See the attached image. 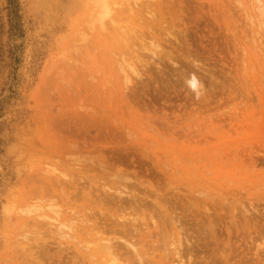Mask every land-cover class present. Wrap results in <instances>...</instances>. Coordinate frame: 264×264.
<instances>
[{
  "label": "rangeland",
  "instance_id": "1",
  "mask_svg": "<svg viewBox=\"0 0 264 264\" xmlns=\"http://www.w3.org/2000/svg\"><path fill=\"white\" fill-rule=\"evenodd\" d=\"M257 2L0 0V264H264Z\"/></svg>",
  "mask_w": 264,
  "mask_h": 264
},
{
  "label": "bare ground",
  "instance_id": "2",
  "mask_svg": "<svg viewBox=\"0 0 264 264\" xmlns=\"http://www.w3.org/2000/svg\"><path fill=\"white\" fill-rule=\"evenodd\" d=\"M257 1H259V0H256V2H257ZM257 3H258V2H257ZM124 76H125V75H124ZM191 78L193 79V77H191ZM187 81H193V80H191V79L188 78ZM191 85H193V82H191ZM83 216H84V215H83ZM65 217H66V216H65ZM71 219H72V218H70L69 220H71ZM132 220H133V219H132ZM132 220H130V221H132ZM71 221H72V220H71ZM71 221H70V222H71ZM85 221H86V220H85ZM128 221H129V220H128ZM130 221H129V222H130ZM134 221H135V220H134ZM141 221H142V220H141ZM132 222H133V221H132ZM135 222H136V221H135ZM64 223H65V222H64ZM64 223H63V224H64ZM136 223H137V222H136ZM65 224H66V223H65ZM69 224H70V223H68V225H69ZM82 224H84V223H82ZM69 226H70V225H69ZM94 227H95V226H94ZM95 228H96V227H95ZM88 229L93 231L94 228L91 226V229H90V228H88ZM88 229H87V230H88ZM85 230H86V229H85ZM85 230H83V231H85ZM87 230H86V231H87ZM89 230H88V231H89ZM88 231H87V232H88ZM102 231H103V230H102ZM112 233H113V232H112ZM114 236H115V235H114ZM114 236H113V237H114ZM94 239H95V238H94ZM113 239H116V237H114ZM82 240H83V239H82ZM86 240H87V239H86ZM104 240H105V239H104ZM84 241H85V240H84ZM88 241H89V240H88ZM124 241H125V240H124ZM104 242H105V241H104ZM106 243H107V242H106ZM111 243H112V242H111ZM102 244H104V243H102ZM102 244H101V245H102ZM102 246H103V245H102ZM107 246H108V245H107ZM112 246H113V245H112ZM115 246H116V245H115ZM131 246H132V245H131ZM103 247H105V246H103ZM109 247H111V246L109 245ZM109 247H108V248H109ZM103 249H104V248H103ZM106 249H107V247H106ZM106 249H105V250H106ZM116 249H117V248H116ZM107 250H108V249H107ZM110 250H111V249H110ZM116 253H117V252H116ZM107 254H108V253H107ZM107 254H106V257H107ZM111 254H113V253H111ZM108 258H110V259H109V262H108L107 264H113L114 261H115V263L117 262L116 260H114V258H111V257H109V256H108ZM118 262H119V260H118ZM179 263H180V264H183V263L180 262V261H179ZM177 264H178V263H177Z\"/></svg>",
  "mask_w": 264,
  "mask_h": 264
}]
</instances>
